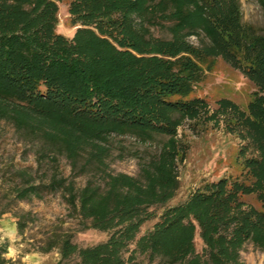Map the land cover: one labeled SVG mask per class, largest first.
Segmentation results:
<instances>
[{
	"label": "trees",
	"instance_id": "trees-1",
	"mask_svg": "<svg viewBox=\"0 0 264 264\" xmlns=\"http://www.w3.org/2000/svg\"><path fill=\"white\" fill-rule=\"evenodd\" d=\"M60 2H68L72 37L57 30ZM257 2L264 16V0ZM216 58L253 84L245 109L221 98L211 112L194 96ZM0 120L40 161L64 156L90 173L80 188L54 171L45 185L15 190L19 199L62 191L83 228L107 233L81 246L71 233L53 232L41 251L57 249L56 264H142L139 256L148 264H244L246 243L264 253V28L242 21L240 0H0ZM221 120L245 142L241 171L167 205L187 153L178 128ZM119 136L160 140L150 157L138 156L137 175L109 169ZM8 247L0 243V264L10 263Z\"/></svg>",
	"mask_w": 264,
	"mask_h": 264
},
{
	"label": "rangeland",
	"instance_id": "rangeland-1",
	"mask_svg": "<svg viewBox=\"0 0 264 264\" xmlns=\"http://www.w3.org/2000/svg\"><path fill=\"white\" fill-rule=\"evenodd\" d=\"M59 6L57 30L72 37L76 27L71 25L68 2H60ZM240 7L244 23L252 24L258 30L264 28V16L257 0H240ZM153 33L167 36L158 29H154ZM190 41L198 42L195 36L190 37ZM204 70V80L196 86L194 96L204 98L211 112L217 109L221 98H228L242 109L246 108L254 86L239 70L221 58L213 60ZM178 136L185 143L187 153L177 166L179 187L167 205L183 202L205 181L219 176L234 177L241 171L239 151L245 142L237 134L227 131L222 120L219 126L212 122L185 121L178 128ZM112 142L109 169L132 175L139 172L138 156L147 159L161 144L160 140L142 144L129 136L114 137ZM251 153L249 149L248 154ZM41 159L36 147L27 144L10 122L0 120V211L6 209L0 219V243H8L6 255H10L11 264H56L60 257L57 249L47 253L41 251L48 237L56 231L71 233L73 240L81 246L107 238L105 232L82 227L80 217L70 209L62 191H47L41 197L33 195L26 199L16 196L17 187L28 182L47 184L54 171L73 179L78 188L90 178L87 170H74L64 156H60L57 163ZM160 212L161 209H158L157 213ZM19 217L25 223L22 233L18 230ZM155 220L147 221L140 233L150 229ZM195 242L200 250L198 236ZM241 258L244 264H264V253L251 243L244 244ZM139 260L142 264H148L142 256H139Z\"/></svg>",
	"mask_w": 264,
	"mask_h": 264
},
{
	"label": "crops",
	"instance_id": "crops-1",
	"mask_svg": "<svg viewBox=\"0 0 264 264\" xmlns=\"http://www.w3.org/2000/svg\"><path fill=\"white\" fill-rule=\"evenodd\" d=\"M7 257L10 259V255H7ZM8 264H11V262H10V263H8Z\"/></svg>",
	"mask_w": 264,
	"mask_h": 264
}]
</instances>
